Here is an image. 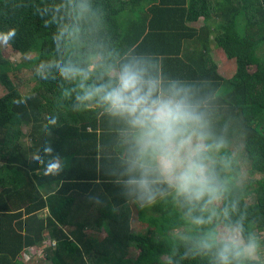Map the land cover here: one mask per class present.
<instances>
[{
  "label": "trees",
  "instance_id": "1",
  "mask_svg": "<svg viewBox=\"0 0 264 264\" xmlns=\"http://www.w3.org/2000/svg\"><path fill=\"white\" fill-rule=\"evenodd\" d=\"M26 3L0 0V31L17 29L9 47L27 59L13 64L0 49V82L6 90L0 97V264H32L33 258L23 253L30 247L43 248L52 264H208L202 257L183 258V248L173 253V232L187 226L170 201L141 209L125 201L104 167L97 169L98 163H117L121 126L95 109L71 111L72 101L62 99L57 82L36 76L39 61L55 54L54 29L43 26L30 4L19 6ZM93 4L103 10L112 47L155 53L166 76L216 93L217 127L227 126L236 172L243 166L249 176L240 179L246 229L264 242V177L250 179L264 175V0ZM216 48L233 62L229 78L219 74L211 56ZM24 69L36 81L25 94L20 87L27 77L17 74ZM174 69L184 75H175ZM21 97L31 98L13 103ZM52 116L60 126L46 137L41 125ZM46 140L66 161L59 176L43 175V166L30 159L37 148L43 155ZM45 210L47 217H40ZM136 223L144 225L139 232ZM47 238L55 247L45 244Z\"/></svg>",
  "mask_w": 264,
  "mask_h": 264
},
{
  "label": "clouds",
  "instance_id": "2",
  "mask_svg": "<svg viewBox=\"0 0 264 264\" xmlns=\"http://www.w3.org/2000/svg\"><path fill=\"white\" fill-rule=\"evenodd\" d=\"M29 4L43 26L54 29L55 54L39 61L36 76L56 81L62 99L72 101L71 111L95 109L121 126L117 163H98L97 169L105 168L125 201L141 209L170 201L187 226L172 237L173 253L183 248V258L264 264V242L246 229L247 211L240 207L242 182L227 126L217 127L216 93L166 76L155 53L112 47L103 10L93 0H29L19 6ZM16 36L15 27L0 31V46L9 47ZM59 126L52 116L41 131L51 137ZM30 159L45 176H59L66 167L47 140L43 155L37 148Z\"/></svg>",
  "mask_w": 264,
  "mask_h": 264
},
{
  "label": "rangeland",
  "instance_id": "3",
  "mask_svg": "<svg viewBox=\"0 0 264 264\" xmlns=\"http://www.w3.org/2000/svg\"><path fill=\"white\" fill-rule=\"evenodd\" d=\"M195 26H200L201 25V21L197 22L194 24ZM1 51L3 52L4 56L6 58H8L9 60H11V62H13V64H17V63H21V61H27L26 58H22L23 55L19 54L16 55L13 53V51L10 49V47H4V46H0ZM215 51V63L218 65V72L221 76L225 77V78H229L234 74V66H233V62L228 61L224 55V53L222 52L221 49H214ZM212 53V52H211ZM253 68V67H252ZM17 74L20 77L26 76L27 80L23 81V83L25 85H23L22 87H20L21 92L22 93H27L29 92L33 86L36 85V81L32 78L31 73L24 69L23 72H17ZM15 73L11 74V77L13 78V80H15L16 78H14ZM6 93V90L3 86V84H1L0 82V97H2L4 94ZM30 128V127H28ZM27 130V129H26ZM28 139V138H27ZM29 141V139H28ZM28 141H26L28 143ZM238 178L243 180V181H247L249 180V176L247 174V172L245 171L244 167L241 166L239 172H237ZM264 175L261 174H255L253 176H250V179H258V178H263ZM144 227L143 224L140 223H136L134 230L136 232H139L138 230H141ZM181 231V230H176L173 233L175 234L176 232ZM258 235V234H256ZM49 238H47L46 243L47 246L48 244L52 245L53 247H55V244L52 242H49ZM24 254H27V256L29 257L27 260H30L33 258L34 262L32 264H52L51 261L46 260V255L43 251V248L41 247H30L28 248L26 251L23 252ZM43 259V261H42ZM165 257H163V261H165ZM262 259H264V254H262ZM28 262V261H27Z\"/></svg>",
  "mask_w": 264,
  "mask_h": 264
},
{
  "label": "crops",
  "instance_id": "4",
  "mask_svg": "<svg viewBox=\"0 0 264 264\" xmlns=\"http://www.w3.org/2000/svg\"><path fill=\"white\" fill-rule=\"evenodd\" d=\"M180 55H179V57H181ZM211 56H212L213 60L215 61V57H214L215 56V51H214V49L212 50ZM170 67H171V65H170ZM174 72H175V75H178V76H183L184 75V72L183 73H179V69H174ZM48 213L49 212L47 210H45L44 212L40 213V217H47Z\"/></svg>",
  "mask_w": 264,
  "mask_h": 264
}]
</instances>
